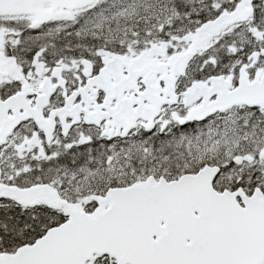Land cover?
Listing matches in <instances>:
<instances>
[{
  "label": "snow or ice",
  "instance_id": "snow-or-ice-1",
  "mask_svg": "<svg viewBox=\"0 0 264 264\" xmlns=\"http://www.w3.org/2000/svg\"><path fill=\"white\" fill-rule=\"evenodd\" d=\"M0 264H264V0H0Z\"/></svg>",
  "mask_w": 264,
  "mask_h": 264
}]
</instances>
